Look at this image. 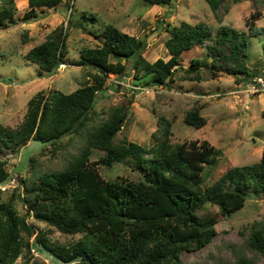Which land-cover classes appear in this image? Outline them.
Returning a JSON list of instances; mask_svg holds the SVG:
<instances>
[{
    "label": "trees",
    "instance_id": "trees-1",
    "mask_svg": "<svg viewBox=\"0 0 264 264\" xmlns=\"http://www.w3.org/2000/svg\"><path fill=\"white\" fill-rule=\"evenodd\" d=\"M60 1L27 0L29 8L19 19L29 21L38 15V7H52ZM146 1L168 4L171 0ZM206 1L216 11L224 0ZM8 2L10 6L0 5V27L6 19L11 24L18 20L13 0ZM82 13L96 19L85 10ZM259 15L254 11L248 17L250 35L262 30L254 23ZM165 28L164 44L170 56L152 61L142 54L144 40L115 24L106 23L99 32L91 31L99 36V42L81 47L79 57L72 61L93 68L88 73L91 80L70 92L54 86L39 91L29 99L18 125L0 122V152L15 151L29 139L50 144L49 156H42L43 150L29 155V172L18 177V196L28 213L62 232L81 233L67 245L51 241L47 231L36 230L18 213L11 199H2L0 189V264H14L19 256L30 253L33 234L36 241L69 264H183V251L204 247L216 233L215 216L204 210L207 203L216 205L222 215H230L250 194L264 197V146L259 160L233 165L208 183L206 168L217 164L220 147L207 139L172 142L173 118L164 113L156 115L151 143H139L123 131L129 114L126 104L112 105L102 112L95 108L109 75L123 74L129 58L133 76L147 84L170 86L179 79L204 78L200 57L192 56L183 65L181 55L212 37V27L202 19H182ZM66 37V26L60 23L24 55L40 70L50 71L66 62ZM21 39L26 41L27 28L22 30ZM247 47L244 30L221 24L208 46L215 52L210 76L223 70L250 80ZM183 120L202 126L206 117L201 114V105L189 107ZM94 148L103 153L92 160ZM114 162L128 163L139 172L138 178H104L98 164L111 166ZM6 164L7 157H0V183L9 175ZM241 233L245 236L239 242L225 243L227 252L210 251L188 264H264V216L246 223Z\"/></svg>",
    "mask_w": 264,
    "mask_h": 264
},
{
    "label": "rangeland",
    "instance_id": "rangeland-1",
    "mask_svg": "<svg viewBox=\"0 0 264 264\" xmlns=\"http://www.w3.org/2000/svg\"><path fill=\"white\" fill-rule=\"evenodd\" d=\"M6 1V2H5ZM10 6L8 0H0V5ZM14 15L18 20L11 24L7 19L0 27V122L10 126L18 125L27 110L29 99L39 91L46 92L54 86L70 92L78 85L91 80L89 72L94 69L82 64L72 63L79 57L81 47L95 45L99 32L106 23L139 36L145 45L142 54L149 60L157 57L167 59L170 53L164 44L167 37L165 26L176 24L184 19L190 22L202 19L212 27V37L201 44L185 50L181 63L188 64L192 56L202 61L201 81L175 80L170 86L159 84L154 90H146L152 84L133 76L131 58L127 60L123 74L111 73L102 94L96 100L95 108L102 112L109 106L124 103L129 107L128 119L123 127L127 138L149 145L151 132L156 126L157 113L173 118L172 142L191 139H207L218 146L222 154L216 165L206 168L205 181L210 183L233 165L259 160L264 146V5L262 0H224L216 11L206 0H171L168 4H152L146 0H61L52 7H38V15L29 21L19 18L29 8L27 0H13ZM227 7V9H225ZM94 14L96 19L82 12ZM259 11L254 20L260 33L249 34L248 17ZM62 23L66 26L68 52L66 62L59 63L50 71L40 70L37 63L25 57V52L43 40L47 33ZM221 24L244 30L248 36V55L246 63L250 80H241L242 74L234 75L220 70L212 77L209 73L211 58L215 54L208 50L213 34ZM27 28V39H21V32ZM150 77V75H147ZM244 79V78H243ZM147 81V80H146ZM116 83L120 85L116 86ZM194 104L201 105V114L206 122L195 127L183 120L185 111ZM50 144L29 139L15 151L6 149L0 157H7L8 177L0 183L2 199H11L18 213L35 229L47 231V237L67 245L81 235L80 232L65 233L45 221L36 219L28 213L26 205L18 196L21 186L18 177L29 172V155L50 154ZM102 150L94 148L90 159H98ZM104 178L125 176L136 179L139 172L126 162H114L111 166L98 164ZM209 170V172H208ZM205 171V170H204ZM215 216L216 233L204 247L183 251L181 261L188 264L210 251L227 252L225 243L239 242L245 236L241 233L244 225L255 218L264 216V197L250 194L244 205L222 215L218 207L207 203L205 209ZM30 253L19 256L14 264H69L54 255L49 249L30 236Z\"/></svg>",
    "mask_w": 264,
    "mask_h": 264
},
{
    "label": "built area",
    "instance_id": "built-area-1",
    "mask_svg": "<svg viewBox=\"0 0 264 264\" xmlns=\"http://www.w3.org/2000/svg\"><path fill=\"white\" fill-rule=\"evenodd\" d=\"M156 87H158V85L157 84H152V85H150V86H148V87H145V89L146 90H154V89H156Z\"/></svg>",
    "mask_w": 264,
    "mask_h": 264
}]
</instances>
